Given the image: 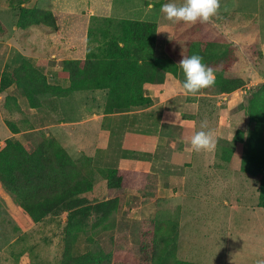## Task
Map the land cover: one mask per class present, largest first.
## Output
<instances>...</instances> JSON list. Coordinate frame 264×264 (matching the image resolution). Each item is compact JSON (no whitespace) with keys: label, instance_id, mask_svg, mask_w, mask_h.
<instances>
[{"label":"rangeland","instance_id":"rangeland-1","mask_svg":"<svg viewBox=\"0 0 264 264\" xmlns=\"http://www.w3.org/2000/svg\"><path fill=\"white\" fill-rule=\"evenodd\" d=\"M21 1L22 6L13 5L10 0H0V19L12 32L8 33L0 24L1 54L5 51V46L19 43L20 33L32 35L37 32L44 36L52 32L40 25H35L29 33L16 32L13 29L16 27L21 7L38 8L53 12L63 39L72 51L83 50L87 43L88 50L96 52L98 46H102L105 41L101 31L107 28H110L111 35L118 36L116 23H107L108 18L115 21L134 19L157 23L158 29L166 32L158 33L156 55L160 59H171L177 65L183 54L184 56L187 54L190 44L213 36L215 41L225 45L236 57L226 76L240 78L246 82L244 89L232 94H223L218 89H214L202 90L198 95L192 96L182 89L185 76L179 65L178 76L162 72V82L149 87L151 95L158 104L166 102L164 111L167 114L161 116L176 121L175 114L178 113L180 118L176 121L175 127H170L167 124L161 126L163 120L161 116L152 115L151 132L144 127L143 130L146 132L143 134L140 132L142 135L138 137L137 151L128 147L129 151H124L126 155L122 161L115 160L116 155L110 156L108 161L106 159L103 161V153L100 152L106 150L108 153L121 149L120 140L123 141L125 131L130 130L126 121H134L142 116L135 115L123 119L108 116L104 120L101 117L97 119L104 112L106 93L78 92L67 98L51 99L45 96L41 99L42 102L46 97L48 100H53V103L45 101V105L57 108L54 112L55 123L45 134L56 138L73 159L77 160L83 155L95 157L97 182L89 199L97 202L117 195L122 196L120 209L111 217L108 225L97 226L98 217L92 210L87 212L84 221L81 219L84 229L77 237L75 254L82 255L99 250L125 251L135 256L137 264H149L140 254L141 217L138 214L134 215L137 221L135 219L128 226L129 233H125L130 221H127L126 217L132 215L130 208L135 206L134 209H141L142 218L153 216L180 223V234L184 237L181 243L191 244L187 247L189 256H182L184 259L202 264H257L258 261L264 260V209L258 206L259 183L255 178L240 171L244 147L240 143L231 142L238 130L247 132L252 128L246 107L251 92L264 84V0H220L217 15L209 23L196 25H186L182 22L173 24L164 18L160 9L162 5L173 0H19L17 2ZM147 2L160 3V6L149 9ZM174 2L183 3V0H174ZM89 30L93 31L92 37L88 36ZM79 53L75 55L79 56ZM14 55L19 56L13 54V57ZM14 65L15 63L8 64L6 70H13ZM2 69L3 60L0 57V78ZM0 92L2 93L1 90ZM7 92L8 95L16 96L21 100L23 110L11 113L4 106L6 99L1 101L0 147L4 146V141L11 133L5 125V121L8 120L22 127V131H26L25 134L19 135V139L14 140L22 142L31 151L40 141L48 139L44 133L27 132L34 130L41 123V110L31 109L26 98L15 86ZM81 114L87 119L82 118ZM61 119L64 125L59 124L58 121ZM191 121L194 123H191L192 127L187 130L189 137L204 130L201 129V121H207L208 129L214 130V126H217V129L222 128L215 149V164L230 170L227 176L224 175L230 180L226 186L213 188V193H208L209 189L205 185L197 187L194 193L188 191L190 196L183 199L184 202L176 201V204L183 203L179 207H173L171 201L143 204L138 197L135 202H131L128 197L126 202L124 198H127L132 190L124 192L119 190L114 193L107 189L104 171L111 168L151 170L148 152L151 154L155 151L156 154L166 152L161 151L163 148L155 147L153 140L157 136L164 135H172V138L181 137L179 131L183 130L185 122ZM229 138L232 140L227 141ZM150 142L151 151L148 145ZM230 143L233 156L230 162H226L222 153L230 150L227 149ZM187 145L191 146L190 141ZM177 148H180L179 145ZM190 156L193 157L191 154L185 155V157ZM178 161L180 162L179 159ZM189 161H194L193 166L200 167L197 163L201 160L196 161L191 158ZM207 161L209 158L205 160L206 163ZM118 220L121 221V225L120 232L116 234ZM32 224L17 204L15 197L6 192L0 183V264H60L68 228L66 214L48 217L40 224Z\"/></svg>","mask_w":264,"mask_h":264},{"label":"trees","instance_id":"trees-1","mask_svg":"<svg viewBox=\"0 0 264 264\" xmlns=\"http://www.w3.org/2000/svg\"><path fill=\"white\" fill-rule=\"evenodd\" d=\"M17 1L10 0L11 4L22 6V1ZM152 5L158 7L160 3ZM106 22L116 23L119 35H111L110 28L104 29L101 32L105 41L96 52L90 51L84 60L63 62L60 76L69 80L67 88L51 84L44 73L30 61L22 59L12 71L2 73L0 90L4 92L15 86L31 109L40 108L42 95L65 98L76 92L98 90L108 91L104 108L106 115L152 105V99L146 95V87L161 83L162 72L174 76L179 73L173 60L160 59L156 55L157 23L110 18ZM35 25L58 31L52 11L21 7L17 28L25 31ZM88 36H93L92 30ZM202 40L190 44L185 56L200 55L203 63L214 70L215 86L205 90L218 89L223 94H232L244 89L245 80L226 76L236 57L213 36ZM4 106L11 113L21 111L14 96L8 95ZM246 109L252 128L247 132L238 130L231 142L244 147L241 171L258 181V206L264 209V84L251 92ZM5 124L14 135L22 132L11 121L6 120ZM227 149L230 150L223 152L222 157L228 162L233 156L231 143ZM97 174L92 158L83 155L73 159L55 138L43 139L31 151L13 138L7 139L0 147V183L15 197L28 221L40 224L48 217L66 214L68 228L60 264H137L135 256L125 251L99 250L82 255L74 252L88 211L96 213L98 226L108 225L120 208L118 197L97 202L89 199L94 192ZM103 174L109 190L143 189L147 185V174L141 171L111 168ZM178 237V221L157 217L143 220L139 232L140 254L149 264H199L178 258Z\"/></svg>","mask_w":264,"mask_h":264},{"label":"crops","instance_id":"crops-1","mask_svg":"<svg viewBox=\"0 0 264 264\" xmlns=\"http://www.w3.org/2000/svg\"><path fill=\"white\" fill-rule=\"evenodd\" d=\"M151 4V2H147V4ZM148 4V5H149ZM128 20H134V19H128ZM142 21V20H141ZM0 22L2 25L5 27V30L7 29L8 33H12L2 22L0 19ZM149 22V21H148ZM32 26L28 30H20L17 28V23L16 27L13 29L18 32H28L33 30ZM46 28V27H45ZM48 29V28H47ZM53 34H50L49 32L45 34L44 36L42 34H39L35 31L32 35H28L26 33H20V38L21 42L19 41L18 44H10L9 47L5 46L6 49L5 51L1 54L0 52V57L3 60V69L1 71V74L4 71H7V65H14V68L17 67L22 59H26L30 61L37 69H39L42 73H44L49 82L53 85H59L63 88H67L69 86V80L65 79L60 76V73L63 70V62L66 60H84L87 58V55L90 51L88 50L87 46L88 44L85 43L86 48L83 50L79 51H72L70 50L69 46L67 43H65V40L63 39V36L61 34L60 29L58 28V31H53L51 30ZM57 34V36H55ZM88 41V40H87ZM99 47V46H98ZM157 49V46H156ZM80 52V53H79ZM93 52V51H92ZM79 53V56H76L75 54ZM13 54H19V56L13 57ZM9 71V70H8ZM12 71V70H11ZM1 79V78H0ZM151 85L146 87V95H148L152 99V105H149L146 108H140V109H134L129 112L125 113H115V114H110L106 115L104 112L102 113L101 116L97 117V119H100V117L104 120L108 116H112L114 119L117 118H125V117H131L135 115L142 116L140 119L137 120H130L126 121L127 127L130 128V130H126V135H124L123 141L120 140V145L121 149L118 151H109L108 153L106 152H100L103 153V161L106 159L108 161V158L112 155H116L115 160L121 159L123 160V157L126 155L124 154V151H129V148L131 150L137 151L138 147V137L142 135L143 133L146 132V130H143L144 127H147V130L151 132V116L152 115H158V116H165L167 114L165 110V105L166 102L163 104H158L156 103V100L153 98L151 95V89L149 88ZM14 87V86H12ZM10 89V88H9ZM7 89V90H9ZM148 89V90H147ZM0 92V103L3 99H6L8 96V92ZM164 92V91H163ZM78 93V92H76ZM73 93V94H76ZM79 93H108L107 90H98V91H90V92H79ZM72 94V95H73ZM45 96H49L51 99H56L57 97L51 96V95H42L40 96V101L41 99ZM76 96V95H74ZM73 96V97H74ZM17 99V104L22 108L21 106V100L14 96ZM70 97V96H69ZM67 98V97H65ZM72 98V97H71ZM107 98V97H106ZM59 99V98H57ZM70 99V98H69ZM46 97V100L43 102L41 101V106L38 109L35 110H41V123L37 125V127L34 130H29L27 132H40L44 133L47 131V129L54 125L55 123V110L57 108L53 106H46L45 101L53 103V100H48ZM68 100V99H67ZM65 103V102H64ZM106 104V103H105ZM5 105V104H4ZM105 108V107H104ZM23 109H21L22 111ZM164 111V113H159ZM88 114V113H87ZM82 118H85V115H82ZM157 116V117H158ZM163 116H161V126L167 124V126H176V123L172 125L170 122H175V120H167L168 117L165 119ZM87 119V118H85ZM166 121V122H165ZM60 125H64L63 120L58 121ZM194 123L193 121L185 122L183 125V130H180L179 132L181 133V137H175L172 138V135H164V136H157L153 140V143L155 144V147L158 148H163L161 151L165 152V154H161L160 152H148L151 160V163H149V166L151 170L149 171H141L143 173L147 174V185L143 189H134L132 190L129 195H127L126 202L128 201V197L131 200V202H135L136 198H140V201L144 204L147 202L151 203H159L161 201H167L172 204L173 207H179L182 206L183 203L181 204H176V201L185 199L186 197L190 196V193H194L200 186H206L207 189H209L207 192L208 193H213L212 189L213 188H218V186H226L230 180L228 178L224 177V175H228L230 172L229 169H227L224 166H218V164H215L216 161V153L215 150L213 151H201V152H196L195 150L192 149L190 145H187L189 141H191L192 137H189L187 135V130L192 127ZM133 124V125H131ZM6 125V124H5ZM158 125V124H157ZM21 130L23 129L22 127L18 126ZM214 130L210 129L214 133V137L217 139L220 137L222 134V128L217 129V126H214ZM173 131V130H170ZM11 132V131H10ZM142 132V134H140ZM26 131H22L21 133L14 135L12 132L9 133V136L7 139L13 138V139H19L20 134H25ZM47 138H54L51 137L50 134H45ZM6 139V140H7ZM56 139V138H55ZM5 140V141H6ZM57 140V139H56ZM232 139L229 138L227 141H231ZM4 141V142H5ZM219 142V141H218ZM150 147L151 151V142L148 144ZM179 145L180 148H177ZM183 146V147H182ZM64 147V146H63ZM154 148V149H158ZM216 148H217V143H216ZM215 148V149H216ZM169 150V151H168ZM103 151V150H102ZM186 154H191L193 157H185ZM89 158L93 159V165H95V157H91L88 155H84ZM158 156V157H157ZM191 158L194 160H201L200 163H197L200 167L193 166V162L189 161ZM209 158V161L207 163L205 162L206 159ZM180 160V162L178 161ZM232 159V158H231ZM231 161V160H230ZM228 161V162H230ZM227 162V161H226ZM97 167V166H96ZM117 169V168H116ZM122 170H133V169H122ZM134 171H139V170H134ZM241 171V168H240ZM242 172V171H241ZM243 173V172H242ZM246 174V173H245ZM248 175V174H246ZM197 176H207L206 178H201ZM250 176V175H249ZM108 189V188H107ZM114 193H116L119 190H111ZM124 191H130V190H122ZM189 191V192H188ZM125 195V194H124ZM121 195L114 196L115 197H120ZM112 197V196H111ZM109 199V198H107ZM120 203L122 196L119 198ZM138 203V202H137ZM121 205V204H120ZM143 206V205H142ZM134 207H131V216L126 217V220L128 221L129 224L127 225L125 229V233L128 232V226L134 222L135 219L137 221V217L134 216L138 214L141 219H140V227H141V222L146 219H154L156 217H147V218H142L140 214L139 208L134 209ZM120 209V208H119ZM120 218V217H119ZM36 225V224H32ZM120 225L121 221L118 220L116 224V234L120 232ZM180 228L181 225L179 223V237H178V258L193 262V263H199L195 261H190L187 259H184L182 256H189V253H187V247L190 246V243H181V239L184 238L180 234ZM116 241V238H115ZM181 256V257H180ZM202 264V263H199Z\"/></svg>","mask_w":264,"mask_h":264},{"label":"clouds","instance_id":"clouds-1","mask_svg":"<svg viewBox=\"0 0 264 264\" xmlns=\"http://www.w3.org/2000/svg\"><path fill=\"white\" fill-rule=\"evenodd\" d=\"M154 5L149 4L151 9ZM220 9V0H183V3L169 2L162 5L160 11L164 18L173 23H184L186 25H196L197 23L206 24L214 18ZM166 32L157 30V33ZM168 33V32H167ZM185 80L182 83V89L186 94L192 96L198 95L202 90L215 86L216 76L214 70L203 63L200 55L193 54L183 58L179 62ZM176 121L180 118L178 113ZM175 122H170L174 125ZM201 131H198L191 138V147L196 152L213 151L216 148V139L212 130L208 129L207 121H201ZM257 264H264V260L258 261Z\"/></svg>","mask_w":264,"mask_h":264}]
</instances>
